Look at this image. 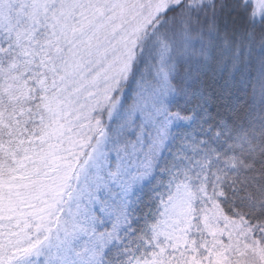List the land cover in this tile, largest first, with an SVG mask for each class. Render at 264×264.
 <instances>
[{"label": "snow or ice", "instance_id": "obj_1", "mask_svg": "<svg viewBox=\"0 0 264 264\" xmlns=\"http://www.w3.org/2000/svg\"><path fill=\"white\" fill-rule=\"evenodd\" d=\"M0 264H264V0H0Z\"/></svg>", "mask_w": 264, "mask_h": 264}]
</instances>
